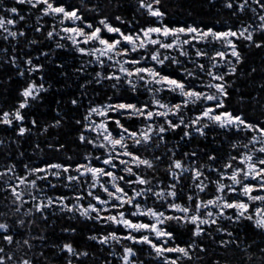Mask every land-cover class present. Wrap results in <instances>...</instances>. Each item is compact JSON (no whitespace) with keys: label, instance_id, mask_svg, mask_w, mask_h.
Wrapping results in <instances>:
<instances>
[{"label":"snow or ice","instance_id":"snow-or-ice-1","mask_svg":"<svg viewBox=\"0 0 264 264\" xmlns=\"http://www.w3.org/2000/svg\"><path fill=\"white\" fill-rule=\"evenodd\" d=\"M0 44V264H264V0H0Z\"/></svg>","mask_w":264,"mask_h":264},{"label":"trees","instance_id":"trees-1","mask_svg":"<svg viewBox=\"0 0 264 264\" xmlns=\"http://www.w3.org/2000/svg\"><path fill=\"white\" fill-rule=\"evenodd\" d=\"M12 0H9V3H11ZM129 3L133 5L134 7V0H129ZM194 0H187V4H193ZM195 3L206 5L207 0H195ZM251 15V13H249ZM229 17V13L227 11L223 13H217L215 9H208L207 7H193V13L191 16V19L202 21V22H211L216 19L226 20ZM174 19H185L187 18L184 13H181L180 16L173 17ZM242 19L244 17H241ZM3 45L0 44V47ZM256 59H259V53L256 54ZM2 80V78H0ZM17 87V84L15 83H0V104H3L5 107L11 105L14 102V96H15V89ZM8 88L9 91L5 92L4 89ZM47 107H42L39 109L43 113V115L40 117L41 120L50 119L53 115H55L53 109L55 108V102L52 99V93H49V96L47 98ZM36 109H33L35 111ZM82 111V109H81ZM8 133L5 132L4 127L0 126V138H7ZM70 139V137H68ZM31 139H35V137H31ZM43 139V137H41ZM25 147H27V144H25ZM224 147L226 148L227 145L225 144ZM38 162V161H37ZM0 163H3L2 157H0ZM78 239V238H77ZM257 255H259L257 253ZM237 259H243L245 262L247 261L246 255L237 254ZM233 264H236L234 261Z\"/></svg>","mask_w":264,"mask_h":264}]
</instances>
